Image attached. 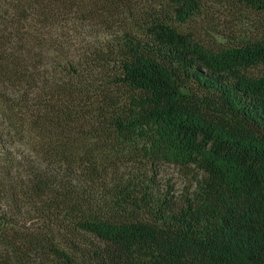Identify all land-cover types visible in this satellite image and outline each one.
Listing matches in <instances>:
<instances>
[{
    "label": "trees",
    "instance_id": "obj_1",
    "mask_svg": "<svg viewBox=\"0 0 264 264\" xmlns=\"http://www.w3.org/2000/svg\"><path fill=\"white\" fill-rule=\"evenodd\" d=\"M258 66L264 0H0V264H264Z\"/></svg>",
    "mask_w": 264,
    "mask_h": 264
},
{
    "label": "rangeland",
    "instance_id": "obj_2",
    "mask_svg": "<svg viewBox=\"0 0 264 264\" xmlns=\"http://www.w3.org/2000/svg\"><path fill=\"white\" fill-rule=\"evenodd\" d=\"M209 12L210 14L204 21V26L200 30L206 39H211L212 36L219 38L215 35V31L230 34L236 30V28L232 26V18L226 13L227 11L225 8L220 9L215 6V8L210 9ZM252 71L256 74H264V66H258L252 69ZM147 176L148 179H143V182L148 185L146 190L149 193L150 200L160 201L165 199L179 205L184 196L192 193L196 187V182L200 178V174L197 170L171 164L149 167Z\"/></svg>",
    "mask_w": 264,
    "mask_h": 264
}]
</instances>
